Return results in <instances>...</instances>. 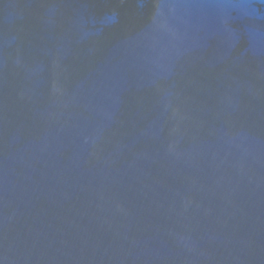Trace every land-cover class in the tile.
I'll return each instance as SVG.
<instances>
[{"label": "water", "instance_id": "1", "mask_svg": "<svg viewBox=\"0 0 264 264\" xmlns=\"http://www.w3.org/2000/svg\"><path fill=\"white\" fill-rule=\"evenodd\" d=\"M0 264H264V0H0Z\"/></svg>", "mask_w": 264, "mask_h": 264}]
</instances>
